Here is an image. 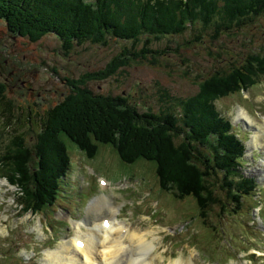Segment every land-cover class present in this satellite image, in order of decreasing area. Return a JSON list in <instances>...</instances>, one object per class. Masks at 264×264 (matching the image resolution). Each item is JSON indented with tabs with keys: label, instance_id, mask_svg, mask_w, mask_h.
Instances as JSON below:
<instances>
[{
	"label": "trees",
	"instance_id": "trees-1",
	"mask_svg": "<svg viewBox=\"0 0 264 264\" xmlns=\"http://www.w3.org/2000/svg\"><path fill=\"white\" fill-rule=\"evenodd\" d=\"M263 13L264 0H0V21L7 31L32 42L52 37L64 52L87 42L98 46L130 42L106 69L77 80L65 78L69 94L34 114L41 123L32 142L23 132L2 142L6 149L0 148V171L17 186V205L23 212L43 214L69 165L68 140L87 158L106 144L122 162L151 160L159 189H172L178 198L192 197L203 220L245 203L250 209L256 207L257 182L240 170L245 161L244 137L217 103L249 89L264 75V52H251L243 60L229 56L227 68L214 64L197 79L192 94L164 93L161 101L167 105L158 111H139L129 95L96 92L87 82L113 76L130 63L157 64L159 53H170L168 48L153 50L152 43L162 37L185 34L189 46L202 43L204 34L216 41ZM4 47L10 51L8 45ZM10 69L2 65V73ZM10 82H0V103ZM12 107L0 105L9 117L5 128ZM29 112L25 108L27 119L32 118ZM47 155L51 165L46 164Z\"/></svg>",
	"mask_w": 264,
	"mask_h": 264
},
{
	"label": "rangeland",
	"instance_id": "rangeland-1",
	"mask_svg": "<svg viewBox=\"0 0 264 264\" xmlns=\"http://www.w3.org/2000/svg\"><path fill=\"white\" fill-rule=\"evenodd\" d=\"M185 36L154 41L153 50L168 48L170 52L159 53L157 64L130 63L113 76L88 81L87 86L104 94L129 95L139 111H158L167 105L161 101L164 93L170 97L192 94L197 90V79L214 64L227 68L229 56L243 60L251 52L263 53L264 13L216 41L204 34L202 43L195 41L196 45L189 46ZM128 44L130 47V42L121 40L108 46L87 42L64 52L62 44L52 37L32 42L25 36L11 35L0 21V82L11 81L2 91L0 105H13L6 128L3 123L9 117L3 108L0 110V148L6 149L2 142L18 132L32 142L41 123V117L34 114L69 94L65 78L77 80L106 69ZM5 64L11 69L2 73ZM30 102L34 105H25ZM217 104L231 123L240 127L246 141L240 170L257 182L256 208L245 203L233 212H213L203 220L192 197L178 198L172 189H159L151 160L122 162L106 144H100L96 155L87 158L67 140L69 165L55 191L57 197L51 196L44 215L21 211V205L15 203L17 188L3 178L6 175H0V264H45V250L74 236L77 227L72 220H79L83 228L110 214L107 205L97 208V200L103 196L114 205L117 218L129 224L128 233L145 230L147 238L157 235L150 256L159 264H176L178 260L182 264H264V75L249 89L223 97ZM25 108H30L31 119H27ZM259 129L261 138L253 147V132ZM46 164L51 165L48 155Z\"/></svg>",
	"mask_w": 264,
	"mask_h": 264
},
{
	"label": "bare ground",
	"instance_id": "bare-ground-1",
	"mask_svg": "<svg viewBox=\"0 0 264 264\" xmlns=\"http://www.w3.org/2000/svg\"><path fill=\"white\" fill-rule=\"evenodd\" d=\"M260 132L262 134L261 129L253 132L252 142H250L253 147L256 146L261 138ZM97 204V208L100 207L102 209L105 205L109 208L108 212L110 214L104 217L107 226L103 225V218L96 223L93 222L89 225H84L83 228L80 226L83 223L79 220H72L77 227L74 236L62 241L58 247L45 250V264L160 263L155 261L154 256H150V251L154 247V240L157 235H152L151 238H147L148 234L145 230L141 234H137L138 232L135 233L136 230L135 232L131 231L128 233L127 229H129V224L126 222L125 224V220L123 221L117 218L116 209L111 204V201H107V196L99 198ZM176 264H182V262L178 260Z\"/></svg>",
	"mask_w": 264,
	"mask_h": 264
},
{
	"label": "snow or ice",
	"instance_id": "snow-or-ice-1",
	"mask_svg": "<svg viewBox=\"0 0 264 264\" xmlns=\"http://www.w3.org/2000/svg\"><path fill=\"white\" fill-rule=\"evenodd\" d=\"M101 183H103V181H101ZM105 224H107V222H105ZM78 244H79V242H78Z\"/></svg>",
	"mask_w": 264,
	"mask_h": 264
},
{
	"label": "flooded vegetation",
	"instance_id": "flooded-vegetation-1",
	"mask_svg": "<svg viewBox=\"0 0 264 264\" xmlns=\"http://www.w3.org/2000/svg\"><path fill=\"white\" fill-rule=\"evenodd\" d=\"M23 83V82H22ZM26 85V84H25ZM31 103V102H30ZM32 104V103H31ZM34 105V104H33Z\"/></svg>",
	"mask_w": 264,
	"mask_h": 264
}]
</instances>
